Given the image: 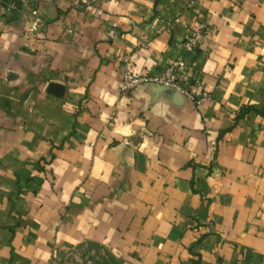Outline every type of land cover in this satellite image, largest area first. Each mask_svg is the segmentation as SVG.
Here are the masks:
<instances>
[{"label":"crops","instance_id":"0c3cea01","mask_svg":"<svg viewBox=\"0 0 264 264\" xmlns=\"http://www.w3.org/2000/svg\"><path fill=\"white\" fill-rule=\"evenodd\" d=\"M178 58L198 104L123 86ZM85 242L120 264H264V0L0 2V264Z\"/></svg>","mask_w":264,"mask_h":264},{"label":"built area","instance_id":"2783aa9c","mask_svg":"<svg viewBox=\"0 0 264 264\" xmlns=\"http://www.w3.org/2000/svg\"><path fill=\"white\" fill-rule=\"evenodd\" d=\"M208 23L205 19L200 20L193 31L189 32L183 45L187 51H193L196 49L199 39L207 33ZM128 60V56L124 58ZM185 64V60L178 58L169 63L166 68L158 73H149L145 71L134 72L132 70L125 72L123 78V86L129 87L137 83L142 82H154L160 85L172 87L179 92L183 93L190 99L194 100L197 104L201 99L209 96L208 91L203 90L201 95H195L182 81L180 71Z\"/></svg>","mask_w":264,"mask_h":264},{"label":"rangeland","instance_id":"374dc122","mask_svg":"<svg viewBox=\"0 0 264 264\" xmlns=\"http://www.w3.org/2000/svg\"><path fill=\"white\" fill-rule=\"evenodd\" d=\"M3 2V0H0ZM56 264H120L119 260L106 247L85 242L71 250Z\"/></svg>","mask_w":264,"mask_h":264},{"label":"water","instance_id":"95a60500","mask_svg":"<svg viewBox=\"0 0 264 264\" xmlns=\"http://www.w3.org/2000/svg\"><path fill=\"white\" fill-rule=\"evenodd\" d=\"M164 86V85H163ZM165 87H169V86H165ZM169 88H172V87H169ZM172 89H174V88H172ZM174 90H176V89H174ZM178 91V90H177Z\"/></svg>","mask_w":264,"mask_h":264},{"label":"trees","instance_id":"16d2710c","mask_svg":"<svg viewBox=\"0 0 264 264\" xmlns=\"http://www.w3.org/2000/svg\"><path fill=\"white\" fill-rule=\"evenodd\" d=\"M261 112H263V111H261Z\"/></svg>","mask_w":264,"mask_h":264}]
</instances>
